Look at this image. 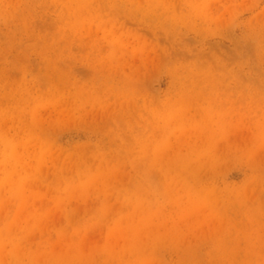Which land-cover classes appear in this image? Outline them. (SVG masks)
I'll list each match as a JSON object with an SVG mask.
<instances>
[{
  "label": "clouds",
  "instance_id": "9594fccd",
  "mask_svg": "<svg viewBox=\"0 0 264 264\" xmlns=\"http://www.w3.org/2000/svg\"><path fill=\"white\" fill-rule=\"evenodd\" d=\"M0 264H264V0H0Z\"/></svg>",
  "mask_w": 264,
  "mask_h": 264
}]
</instances>
